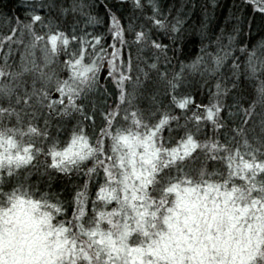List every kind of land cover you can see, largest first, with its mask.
I'll return each instance as SVG.
<instances>
[{
    "label": "snow or ice",
    "instance_id": "6c2138e0",
    "mask_svg": "<svg viewBox=\"0 0 264 264\" xmlns=\"http://www.w3.org/2000/svg\"><path fill=\"white\" fill-rule=\"evenodd\" d=\"M187 9L0 0V264H264V0Z\"/></svg>",
    "mask_w": 264,
    "mask_h": 264
},
{
    "label": "trees",
    "instance_id": "16d2710c",
    "mask_svg": "<svg viewBox=\"0 0 264 264\" xmlns=\"http://www.w3.org/2000/svg\"><path fill=\"white\" fill-rule=\"evenodd\" d=\"M16 0H4V3L7 4L9 7H14ZM99 3V0H97ZM212 0H169V3H174L177 8L181 5H188V14L190 16V23L193 26H198V21H202L205 18V13H207L208 17L210 18L209 29L214 32L215 34H219L220 28L224 27L225 20L229 16V11L233 8L235 2L238 0H216V4L218 5L215 10L213 11L210 7L206 8L205 5H210ZM193 5L195 7H193ZM101 15H103V5H100L98 9ZM191 43L187 46V54L191 58H195L196 56L200 55V36L194 35L190 37ZM109 43L111 40L109 39ZM105 72L102 73L106 75Z\"/></svg>",
    "mask_w": 264,
    "mask_h": 264
}]
</instances>
